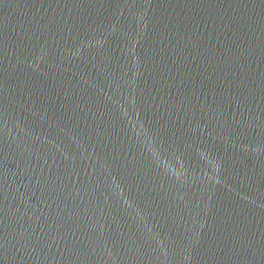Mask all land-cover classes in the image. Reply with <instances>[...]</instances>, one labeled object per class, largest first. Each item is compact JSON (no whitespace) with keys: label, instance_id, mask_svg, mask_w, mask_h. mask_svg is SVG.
<instances>
[{"label":"water","instance_id":"95a60500","mask_svg":"<svg viewBox=\"0 0 264 264\" xmlns=\"http://www.w3.org/2000/svg\"><path fill=\"white\" fill-rule=\"evenodd\" d=\"M0 264H264V0H0Z\"/></svg>","mask_w":264,"mask_h":264}]
</instances>
